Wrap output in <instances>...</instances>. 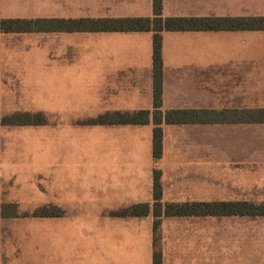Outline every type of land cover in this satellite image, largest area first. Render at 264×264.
Segmentation results:
<instances>
[{
	"label": "crops",
	"instance_id": "crops-1",
	"mask_svg": "<svg viewBox=\"0 0 264 264\" xmlns=\"http://www.w3.org/2000/svg\"><path fill=\"white\" fill-rule=\"evenodd\" d=\"M161 15L264 17V0H161ZM152 17L153 0H0V21ZM152 39V32L74 28L0 32V121L18 114L46 121L0 124V211L14 204L18 213L0 214V264H152L154 255L161 264H181L153 236L164 220L212 217L162 216L154 228V174L164 206L214 201L193 193L208 184L210 151L222 161L225 151H239L232 167L244 170L234 174H252L264 125L162 124L161 156L154 159L151 117L146 125L74 122L152 113ZM161 61L162 113L264 110V32H163ZM234 201L247 200L218 202ZM138 205L150 207L147 216H112ZM37 209L57 217L34 223Z\"/></svg>",
	"mask_w": 264,
	"mask_h": 264
},
{
	"label": "trees",
	"instance_id": "trees-1",
	"mask_svg": "<svg viewBox=\"0 0 264 264\" xmlns=\"http://www.w3.org/2000/svg\"><path fill=\"white\" fill-rule=\"evenodd\" d=\"M76 29L80 32H152V82H153V111H139L136 113L106 114L90 125H146L150 122L153 128V156H161L162 131L161 125H195V124H257L264 125V110L251 112L239 111H194L173 110L161 112L162 96V61L161 34L163 32H219V31H258L264 32V17L257 18H163L161 15V0H153V17L141 19H81L76 22L62 20H1L2 33H40L62 32ZM2 126H41L46 121L39 115H12L0 121ZM154 204L153 217H249L264 218V202L254 204L247 201L208 203L192 202L178 205L164 206L161 203L159 176L154 174L153 184ZM56 212V210H52ZM148 205H138L112 214L117 217H145L148 215ZM1 217L18 218L17 206L14 204L1 206ZM23 215L22 217H27ZM32 217H57L48 215L45 209L35 211ZM152 264H161V258L154 255Z\"/></svg>",
	"mask_w": 264,
	"mask_h": 264
},
{
	"label": "rangeland",
	"instance_id": "rangeland-1",
	"mask_svg": "<svg viewBox=\"0 0 264 264\" xmlns=\"http://www.w3.org/2000/svg\"><path fill=\"white\" fill-rule=\"evenodd\" d=\"M91 121L94 120L74 122L87 126ZM58 122L49 124L54 126ZM257 135L256 151L251 153V162L255 163L252 174H234L244 170L232 167L234 162L240 163L239 151H225L223 161L216 158L220 152L210 151L208 184L194 186V195L208 201L264 202V131ZM221 162L226 165L223 169L217 167ZM40 218L33 222L40 223ZM163 223L153 239L164 241L165 250L174 251L181 264H199L201 259L208 264H264V218L169 219Z\"/></svg>",
	"mask_w": 264,
	"mask_h": 264
}]
</instances>
